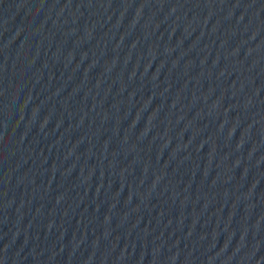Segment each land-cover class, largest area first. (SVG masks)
Listing matches in <instances>:
<instances>
[{
	"label": "water",
	"instance_id": "water-1",
	"mask_svg": "<svg viewBox=\"0 0 264 264\" xmlns=\"http://www.w3.org/2000/svg\"><path fill=\"white\" fill-rule=\"evenodd\" d=\"M0 264H264V0H0Z\"/></svg>",
	"mask_w": 264,
	"mask_h": 264
}]
</instances>
